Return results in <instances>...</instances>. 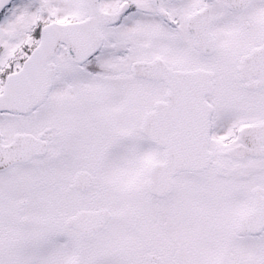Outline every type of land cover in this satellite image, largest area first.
<instances>
[{
	"label": "flooded vegetation",
	"instance_id": "1",
	"mask_svg": "<svg viewBox=\"0 0 264 264\" xmlns=\"http://www.w3.org/2000/svg\"><path fill=\"white\" fill-rule=\"evenodd\" d=\"M49 2L47 15L45 0H0V206L26 207L32 193L54 190L59 204L78 207L67 229L103 234L106 253L121 251L105 259L191 264L187 239L200 237L221 238L214 264H242L234 239L264 236V225L239 231L252 212L264 223V0ZM52 23L75 27L65 41H43ZM37 54L32 86L15 75ZM159 141H194L202 163L177 175L165 197L149 186L168 153ZM147 147L154 152L143 176L136 167ZM188 176L217 184L221 195L237 187L245 201L240 210L184 203L174 212L171 197L186 201L187 182L178 180ZM112 184L130 201L139 189L129 214L103 200ZM81 213L99 214L89 233L68 226ZM207 217L226 222V233L219 223L208 229Z\"/></svg>",
	"mask_w": 264,
	"mask_h": 264
},
{
	"label": "rangeland",
	"instance_id": "2",
	"mask_svg": "<svg viewBox=\"0 0 264 264\" xmlns=\"http://www.w3.org/2000/svg\"><path fill=\"white\" fill-rule=\"evenodd\" d=\"M45 1L49 3L46 14L50 15L55 9L54 2ZM147 148L146 150L143 149L145 152L141 154V163L136 167L138 170H143V176L147 175L151 153L154 152L152 147ZM126 159L129 160V157L127 156ZM120 174H123L125 178L130 175V172L122 171L118 173V175ZM190 178L192 177H181L178 180L181 188L188 186L186 201H184L183 193L178 195L177 192L171 197L170 202L172 203L169 205L175 204L174 212H182L184 203L193 204L199 208V211L201 205L203 208L212 207V209H216L225 203L236 204L240 210L242 202L245 201L243 196L236 192L237 187L229 188L227 194L221 195L218 192L217 184L210 183L203 177ZM186 182L187 184L184 185ZM144 187L147 190V186ZM138 190H135L136 199L130 201L127 192L112 184L110 191L108 190V195L103 200L117 204L118 213L127 215L132 211L133 205L136 206L137 198L140 199ZM143 196L144 192L142 191ZM94 199L95 204L102 203L95 196ZM31 200L32 202L26 207L0 206V264H118L119 262L122 264L121 257L105 259L107 254L121 251H115L111 248L109 249L110 253L109 251L106 253L108 249L102 243V240H106L104 237L102 238L103 234H99L95 239H85L77 232L66 228V220L75 213L77 206H70L63 198L59 204L54 190L47 192L37 190L32 193ZM111 207L114 212L117 211L116 207L113 205ZM167 209L172 214H176L172 207ZM23 216L28 217L27 224L20 222ZM207 220L208 229L214 230L212 225L219 223L222 225L218 227L221 232L226 233L225 231L228 230L227 223L224 221H210L209 217ZM195 238L193 243V237L187 239V251L191 264H199V262L214 264L216 255H220L221 258L223 251L220 254V249L215 246H223L221 238L212 241L209 238ZM234 240L237 241L236 260L241 261L242 264H264V236L255 239L245 237Z\"/></svg>",
	"mask_w": 264,
	"mask_h": 264
},
{
	"label": "water",
	"instance_id": "3",
	"mask_svg": "<svg viewBox=\"0 0 264 264\" xmlns=\"http://www.w3.org/2000/svg\"><path fill=\"white\" fill-rule=\"evenodd\" d=\"M53 31H51L52 33ZM50 33V35H51ZM50 35H47V38L50 37ZM49 41H59L55 35L50 37ZM32 86H37L38 84H31ZM38 102V101H35ZM148 117V116H147ZM151 117V115L148 117V119ZM146 128H148L147 132H149V129L151 128L148 126V123L145 125ZM159 144L162 146H165L168 150V154L166 156V162L160 165H157L152 171H151V180L149 183V186L151 188V191L158 195V196H165L168 192H170L172 185H173V177L179 174L181 171L185 170H195L198 168V166L201 164L200 156H191L192 153L187 154L185 150L183 149V146L179 144H173L168 143L166 141H159ZM171 145V146H170ZM171 147V148H170ZM98 213H81L77 217H74L69 220L68 226L75 227L78 226L81 228L83 233H89L93 225L90 227L88 226L89 220H98L99 219ZM243 226L246 224L248 227L250 224L253 223L252 220L245 219L242 221ZM80 225H83L80 227ZM241 227L240 230H250L246 227Z\"/></svg>",
	"mask_w": 264,
	"mask_h": 264
}]
</instances>
